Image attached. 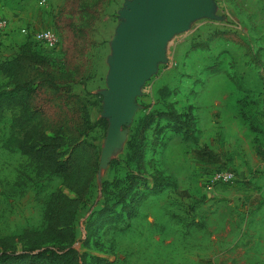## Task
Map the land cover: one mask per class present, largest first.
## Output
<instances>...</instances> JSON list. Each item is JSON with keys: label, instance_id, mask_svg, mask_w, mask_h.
Returning <instances> with one entry per match:
<instances>
[{"label": "rangeland", "instance_id": "rangeland-1", "mask_svg": "<svg viewBox=\"0 0 264 264\" xmlns=\"http://www.w3.org/2000/svg\"><path fill=\"white\" fill-rule=\"evenodd\" d=\"M142 1L0 0L2 15L16 11L24 23L16 29L6 16L0 63L27 58L26 74L68 119L65 157L79 159L66 182L37 176L6 146L14 114L6 111L0 238L50 226L37 245L72 238L88 264L92 256L113 264H264V0L182 4L147 57L137 54L120 115L115 68ZM37 19L62 41L54 50L34 43L33 58L20 28ZM10 81L0 72V88ZM217 169L237 178L207 190Z\"/></svg>", "mask_w": 264, "mask_h": 264}, {"label": "trees", "instance_id": "trees-1", "mask_svg": "<svg viewBox=\"0 0 264 264\" xmlns=\"http://www.w3.org/2000/svg\"><path fill=\"white\" fill-rule=\"evenodd\" d=\"M54 29L62 41L58 29ZM25 40L22 45L25 54H28L27 51L32 53L30 50L34 43L41 46L28 37ZM31 56L35 57L33 53ZM26 62V57H20L0 63V72L11 80L7 86L0 88V118L6 111L14 113L6 146L25 155L37 176H57L66 182L79 163L78 157H65L63 150L68 119L63 116L60 107L44 94L45 85L33 75L26 74V67H23ZM160 188L155 185L153 192L158 193ZM127 214L128 217L133 214V207L127 209ZM49 230L50 226L42 231L28 228L18 236L1 237L0 264H88L86 254L71 245L72 238L70 244L61 247L38 246ZM91 262L113 264L99 256H92Z\"/></svg>", "mask_w": 264, "mask_h": 264}, {"label": "water", "instance_id": "water-1", "mask_svg": "<svg viewBox=\"0 0 264 264\" xmlns=\"http://www.w3.org/2000/svg\"><path fill=\"white\" fill-rule=\"evenodd\" d=\"M184 3L191 0H143L134 14V24L125 31L119 52V63L115 68V79L119 90L116 113L122 115L128 108L131 89L138 76L137 54L143 59L152 46L162 40L165 33L175 25Z\"/></svg>", "mask_w": 264, "mask_h": 264}, {"label": "built area", "instance_id": "built-area-1", "mask_svg": "<svg viewBox=\"0 0 264 264\" xmlns=\"http://www.w3.org/2000/svg\"><path fill=\"white\" fill-rule=\"evenodd\" d=\"M45 2L46 0H42V3ZM10 29L11 23L9 19L5 15L0 14V39ZM20 29L25 37L39 43L46 49H58L61 45L60 36L52 27L39 29L26 26L21 27ZM236 178V173L231 169H217L208 175L204 187L207 190H213L217 184L233 183Z\"/></svg>", "mask_w": 264, "mask_h": 264}, {"label": "crops", "instance_id": "crops-1", "mask_svg": "<svg viewBox=\"0 0 264 264\" xmlns=\"http://www.w3.org/2000/svg\"><path fill=\"white\" fill-rule=\"evenodd\" d=\"M14 15L12 16V17H9L8 15H5V14H3V15H5V16H7V17H9V19L12 21V23H13V25H14V28H19L18 26H24V23L23 22H20V21H17L16 19H15V17L17 16V13H16V11H14ZM0 14H2V13H0ZM41 14V13H40ZM17 18V17H16ZM13 19V20H12ZM44 26L45 24H43L42 22H41V20L39 21L38 19L36 20V22H35V25H33V26H35L36 28H39V29H44V28H42V27H39V26Z\"/></svg>", "mask_w": 264, "mask_h": 264}]
</instances>
